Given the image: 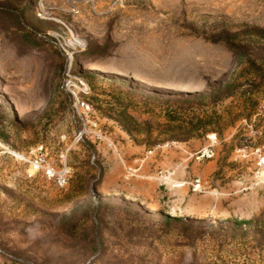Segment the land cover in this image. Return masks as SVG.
<instances>
[{
  "label": "rangeland",
  "instance_id": "1",
  "mask_svg": "<svg viewBox=\"0 0 264 264\" xmlns=\"http://www.w3.org/2000/svg\"><path fill=\"white\" fill-rule=\"evenodd\" d=\"M245 27L264 0H0V264H264V49L226 43ZM97 196L163 227L81 263L50 226Z\"/></svg>",
  "mask_w": 264,
  "mask_h": 264
},
{
  "label": "trees",
  "instance_id": "2",
  "mask_svg": "<svg viewBox=\"0 0 264 264\" xmlns=\"http://www.w3.org/2000/svg\"><path fill=\"white\" fill-rule=\"evenodd\" d=\"M244 29V31L236 34L227 32L228 38L226 39L228 40L226 43L234 48L242 45L247 46L249 44L248 46H252L253 44H257L261 49H264V29L259 27H245ZM253 59L251 57L249 58V64H255ZM202 96L198 97L202 98ZM170 100L173 101L174 98ZM156 217H158L156 214L148 212L147 210L140 209L135 211L128 205H119L111 201H105L97 196L96 199H92L86 204H81L61 216H56V219L54 217L55 222L50 227L55 234L66 240V244L73 242V248L77 247L82 250L80 259H82L81 263H84L87 261L85 255L89 257L92 253H97L98 251L103 256L113 251L114 253L119 252L118 249L123 247V244L113 243V238H119L121 236L124 240H134L137 237L155 239L156 235L152 232L153 226L155 224L159 225L158 223H160L159 220H156ZM166 219V226H168L170 219L169 217H166ZM254 222L256 221L247 220L239 223L235 222L234 227L243 226L248 230V227L250 228ZM159 226L163 227L162 224ZM180 227L182 229L180 228L181 231L177 237L178 242L182 246L192 247L198 241L206 238L207 233L204 234L201 230H194L192 224L182 223ZM212 227L209 226L208 229H212ZM140 230L143 231V234L147 233L148 236H139ZM160 232L164 233V231ZM209 235L211 234L208 233ZM60 244L63 246L62 242ZM74 255L77 254L61 255L56 262L57 264H72L73 261L70 259ZM116 258L118 257L116 256Z\"/></svg>",
  "mask_w": 264,
  "mask_h": 264
},
{
  "label": "built area",
  "instance_id": "3",
  "mask_svg": "<svg viewBox=\"0 0 264 264\" xmlns=\"http://www.w3.org/2000/svg\"><path fill=\"white\" fill-rule=\"evenodd\" d=\"M76 102H77V109L79 112L82 113L88 109H90L89 104H87L85 101H82L79 96H75ZM84 121V119H83ZM84 127L83 131L81 132L80 136H84L85 133L88 132V125L84 121ZM91 130V129H90ZM96 138L99 140L102 138L99 134H96ZM36 159L33 163V166L37 169H42L45 171V174L48 179L52 180L57 188L64 189L68 185V180L70 176V169L65 165L60 170L56 169L54 166L50 165L49 162L46 163V155L44 154V147L41 146L36 150ZM212 150H207L206 153L203 155L205 158H211L212 157ZM24 158V157H23Z\"/></svg>",
  "mask_w": 264,
  "mask_h": 264
}]
</instances>
